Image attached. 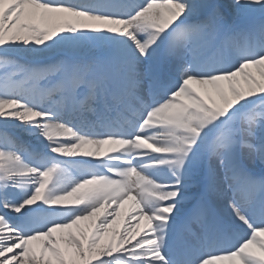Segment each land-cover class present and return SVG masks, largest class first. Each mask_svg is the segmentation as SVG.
<instances>
[{
    "label": "snow or ice",
    "instance_id": "snow-or-ice-1",
    "mask_svg": "<svg viewBox=\"0 0 264 264\" xmlns=\"http://www.w3.org/2000/svg\"><path fill=\"white\" fill-rule=\"evenodd\" d=\"M0 264H264V0H0Z\"/></svg>",
    "mask_w": 264,
    "mask_h": 264
},
{
    "label": "bare ground",
    "instance_id": "bare-ground-1",
    "mask_svg": "<svg viewBox=\"0 0 264 264\" xmlns=\"http://www.w3.org/2000/svg\"><path fill=\"white\" fill-rule=\"evenodd\" d=\"M224 2H230V0H224ZM258 168H260V167H259V165L257 164L256 169L258 170ZM121 219H122V218H118V220H117V225H116V226H119V224H120V222H121Z\"/></svg>",
    "mask_w": 264,
    "mask_h": 264
}]
</instances>
